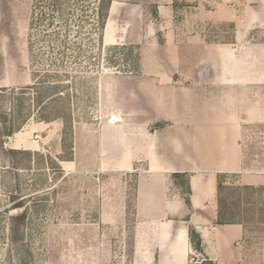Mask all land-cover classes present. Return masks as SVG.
Wrapping results in <instances>:
<instances>
[{"label":"rangeland","instance_id":"374dc122","mask_svg":"<svg viewBox=\"0 0 264 264\" xmlns=\"http://www.w3.org/2000/svg\"><path fill=\"white\" fill-rule=\"evenodd\" d=\"M245 3L0 0V264L165 263L157 246L172 191L161 175L136 176L137 161H120L146 140L117 123V111L137 110L139 124L157 115L162 90L144 74L175 57L164 45L202 36L224 57L236 30L226 15ZM250 201L260 208L261 194ZM263 238L264 224L251 222L239 262L192 249L184 264H264Z\"/></svg>","mask_w":264,"mask_h":264},{"label":"crops","instance_id":"0c3cea01","mask_svg":"<svg viewBox=\"0 0 264 264\" xmlns=\"http://www.w3.org/2000/svg\"><path fill=\"white\" fill-rule=\"evenodd\" d=\"M245 1L241 10L226 15L236 30L224 57L218 58L217 45H206L202 36L183 44L172 36L164 45L175 57H167L164 70L144 74L162 90L157 115L139 124L137 110L117 111L116 122L146 140L145 150L134 147L120 161H137L136 176L161 175L172 191L157 246L164 264H184L192 251L190 227L209 258L239 262L244 256L247 228L217 223V183L224 175L225 184L264 188V38L249 36L264 34V0ZM236 40L242 45L229 49ZM181 48L188 51L184 60ZM203 49L207 58L200 52L192 56Z\"/></svg>","mask_w":264,"mask_h":264},{"label":"trees","instance_id":"16d2710c","mask_svg":"<svg viewBox=\"0 0 264 264\" xmlns=\"http://www.w3.org/2000/svg\"><path fill=\"white\" fill-rule=\"evenodd\" d=\"M36 3V0H34ZM54 3V0H52ZM108 3L100 5L97 14L100 20L105 21L108 17ZM11 151V150H10ZM184 176V174H182ZM218 193V218L217 223H233L239 222L243 227L247 228L252 222L264 224V188L252 186H237L227 185L224 183V175L219 176L217 183ZM261 194V207L255 208L252 203L251 196L254 194ZM21 206L17 204L15 207ZM257 216V217H256ZM25 225V211L18 215H12V242L17 241L22 237V230ZM188 237L191 247L194 251L201 253L203 251L200 238L193 227L188 230Z\"/></svg>","mask_w":264,"mask_h":264},{"label":"water","instance_id":"95a60500","mask_svg":"<svg viewBox=\"0 0 264 264\" xmlns=\"http://www.w3.org/2000/svg\"><path fill=\"white\" fill-rule=\"evenodd\" d=\"M114 120H116V117H114Z\"/></svg>","mask_w":264,"mask_h":264}]
</instances>
